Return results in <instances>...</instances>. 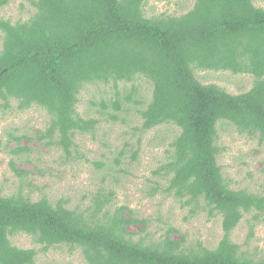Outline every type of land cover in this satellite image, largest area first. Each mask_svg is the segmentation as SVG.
Wrapping results in <instances>:
<instances>
[{
    "label": "trees",
    "instance_id": "obj_1",
    "mask_svg": "<svg viewBox=\"0 0 264 264\" xmlns=\"http://www.w3.org/2000/svg\"><path fill=\"white\" fill-rule=\"evenodd\" d=\"M146 1L34 0L35 13L27 21L0 18V108L10 110L16 101L19 112L46 111L50 123L41 139L65 157L72 156L76 133L94 135L99 124L77 111L87 86L112 90L110 104L101 99L100 114L113 123L125 121L122 114L135 105L140 132L177 126L181 133L154 177L168 182L161 191L191 207V215L202 209L210 218L220 216L223 239L214 250H188L171 239L178 232L170 229L159 242H135L130 228L147 221L138 220L128 206L113 210L115 194L103 188L84 209L46 197L0 196V264H35L36 250L11 242L21 234L32 237L42 252L79 249L87 264H264L232 240L245 216L262 222L264 192L232 189L216 145L223 122L264 144V8L255 0H194L185 15L147 18ZM8 3L0 0L1 7ZM198 71L250 75L253 87L233 95L203 84ZM141 79L152 84L149 103L135 99L133 84ZM253 231L252 226L250 238Z\"/></svg>",
    "mask_w": 264,
    "mask_h": 264
},
{
    "label": "rangeland",
    "instance_id": "obj_2",
    "mask_svg": "<svg viewBox=\"0 0 264 264\" xmlns=\"http://www.w3.org/2000/svg\"><path fill=\"white\" fill-rule=\"evenodd\" d=\"M32 1L9 0L8 5L0 6V18L13 24L27 21L35 13ZM194 2L147 0L143 10L147 18L161 14L180 16L192 10ZM255 5L264 8V0H255ZM1 46L0 31V50ZM197 77L203 84H216L233 95L248 92L254 82L250 75L230 72L198 71ZM131 86L129 84L127 90L130 91ZM133 86L137 89L135 99L143 98L149 103L152 84L141 79ZM85 88L77 111L84 119L97 120L99 124L94 135L76 133L71 157H65L57 147L48 146L49 140L41 139L50 123L46 111L33 107L19 112L16 101H12L10 110L0 108V196L21 194L32 201L46 197L53 204L63 202L70 209L77 206L84 209L91 196L103 188L115 194L113 210L128 206L138 220L147 221L145 226L130 228L135 242H159L173 229L178 233H172L171 239L182 242L183 248L216 249L224 236L222 218H210L202 209L191 215V207H185L183 202L161 191L168 187V182L153 174L167 161L170 144L181 130L171 124L140 132L142 119L135 105L122 114L125 121L113 123L100 114V101L105 99L106 104H110L112 90L103 86ZM2 103L0 101V105ZM216 145L218 164L232 189L264 192V144L260 145L258 139L241 136L233 125L223 122L218 125ZM26 147L28 151L14 153ZM120 155L122 163L119 166L116 159ZM261 219L257 224L252 222L253 215L245 216L232 234L233 242L246 256L257 260H264V216ZM252 226L254 231L250 238ZM11 242L21 249L36 250L35 264H87L79 249L70 251L62 246L42 252L41 245L23 234L11 238Z\"/></svg>",
    "mask_w": 264,
    "mask_h": 264
}]
</instances>
